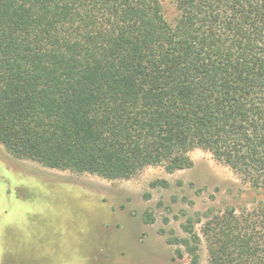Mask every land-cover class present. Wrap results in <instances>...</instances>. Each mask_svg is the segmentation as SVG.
<instances>
[{
	"label": "trees",
	"instance_id": "1",
	"mask_svg": "<svg viewBox=\"0 0 264 264\" xmlns=\"http://www.w3.org/2000/svg\"><path fill=\"white\" fill-rule=\"evenodd\" d=\"M174 2L170 22L160 0H0V143L109 180L202 149L264 190V0ZM183 227L168 242L189 264L203 241L209 264H264V207Z\"/></svg>",
	"mask_w": 264,
	"mask_h": 264
},
{
	"label": "rangeland",
	"instance_id": "2",
	"mask_svg": "<svg viewBox=\"0 0 264 264\" xmlns=\"http://www.w3.org/2000/svg\"><path fill=\"white\" fill-rule=\"evenodd\" d=\"M160 1L174 22V0ZM190 155L189 169L149 166L131 179L109 180L16 158L0 143V264H189L168 238L185 237L190 217L211 207H264V190L210 152ZM200 264H209L204 241Z\"/></svg>",
	"mask_w": 264,
	"mask_h": 264
}]
</instances>
